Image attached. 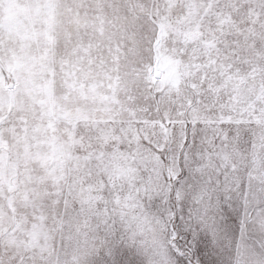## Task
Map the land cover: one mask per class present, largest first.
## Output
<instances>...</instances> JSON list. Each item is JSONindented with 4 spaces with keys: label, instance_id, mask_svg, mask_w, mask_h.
Instances as JSON below:
<instances>
[{
    "label": "snow or ice",
    "instance_id": "snow-or-ice-1",
    "mask_svg": "<svg viewBox=\"0 0 264 264\" xmlns=\"http://www.w3.org/2000/svg\"><path fill=\"white\" fill-rule=\"evenodd\" d=\"M0 264H264V0H0Z\"/></svg>",
    "mask_w": 264,
    "mask_h": 264
}]
</instances>
